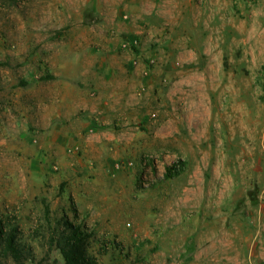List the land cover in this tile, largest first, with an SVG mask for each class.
<instances>
[{"label":"rangeland","instance_id":"rangeland-1","mask_svg":"<svg viewBox=\"0 0 264 264\" xmlns=\"http://www.w3.org/2000/svg\"><path fill=\"white\" fill-rule=\"evenodd\" d=\"M0 219V264H264V0H0Z\"/></svg>","mask_w":264,"mask_h":264},{"label":"trees","instance_id":"trees-1","mask_svg":"<svg viewBox=\"0 0 264 264\" xmlns=\"http://www.w3.org/2000/svg\"><path fill=\"white\" fill-rule=\"evenodd\" d=\"M183 166L184 164L180 161L168 166L166 176L172 177L180 174L184 169ZM11 222L5 224L4 220L0 219V242L3 245L2 256L6 259L19 261L25 255L27 248L26 246L21 247L17 239L19 233L18 227L14 222ZM67 228L70 229L69 233L57 241V247L60 249L65 260L64 264H86L88 258L83 243L88 234H85L86 232L81 227L73 226L72 223H69Z\"/></svg>","mask_w":264,"mask_h":264}]
</instances>
